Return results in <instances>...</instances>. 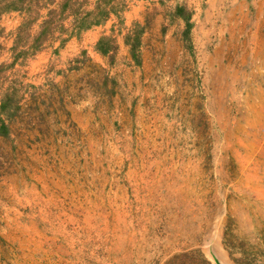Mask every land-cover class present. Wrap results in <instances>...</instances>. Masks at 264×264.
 <instances>
[{
  "label": "rangeland",
  "instance_id": "rangeland-1",
  "mask_svg": "<svg viewBox=\"0 0 264 264\" xmlns=\"http://www.w3.org/2000/svg\"><path fill=\"white\" fill-rule=\"evenodd\" d=\"M12 1L0 264H264V0H25L32 55Z\"/></svg>",
  "mask_w": 264,
  "mask_h": 264
},
{
  "label": "trees",
  "instance_id": "trees-1",
  "mask_svg": "<svg viewBox=\"0 0 264 264\" xmlns=\"http://www.w3.org/2000/svg\"><path fill=\"white\" fill-rule=\"evenodd\" d=\"M24 1L25 0H13L12 1V10L13 11H19L22 13V21L20 25L16 28V32H25V31H31L32 26L42 19L38 23V31L32 36V43L27 47V50L24 51V55H28L29 51H33L30 55L34 54L35 52L39 51L42 47L43 44L49 40L52 39V35L49 33V25L53 21V17L56 16V10L54 9H48L46 12L45 16L40 15V10L42 8H47L45 5H43L41 8H38L36 10H30L29 6L27 8H24ZM31 0L27 1V4L30 3ZM69 1V0H65ZM99 3H102L103 0H99ZM101 7H97L95 11L91 10H82V11H75L73 15L78 16L77 19L78 21L73 23V27L71 28V31L67 33L66 29L63 27V25L60 26V33L59 37L57 38L60 41V47L72 36L80 34V32L85 31L89 29L93 25L99 24L101 21H105L109 15V11H100ZM26 9V10H25ZM28 9V10H27ZM63 9V8H62ZM24 11V13H23ZM96 11L98 13H96ZM96 13V14H95ZM35 14V16L33 15ZM62 14V12H60ZM76 19V20H77ZM55 39V38H54ZM32 49V50H31ZM1 109L3 108V105L0 107Z\"/></svg>",
  "mask_w": 264,
  "mask_h": 264
},
{
  "label": "crops",
  "instance_id": "crops-1",
  "mask_svg": "<svg viewBox=\"0 0 264 264\" xmlns=\"http://www.w3.org/2000/svg\"><path fill=\"white\" fill-rule=\"evenodd\" d=\"M10 15H11V16H14V13H13V12H11V14H10ZM1 21H2V20H0V28H1V26H3V25L1 24ZM16 22H18L16 25H15V22L12 24V27H14V26H15V27L13 28V29H14L13 31H16V28H17V27L20 25V23H21V20L19 19V20H18V21H16ZM12 27H11V28H12ZM95 33H96V31H95ZM75 39H76V38H75V37H73V36H72V37H70V38L67 40V42L65 43V46H64V48L66 47V45H67V44H70V45H71V44H73V43H74V41H75Z\"/></svg>",
  "mask_w": 264,
  "mask_h": 264
}]
</instances>
